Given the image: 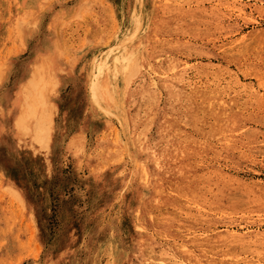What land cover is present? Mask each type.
I'll list each match as a JSON object with an SVG mask.
<instances>
[{
    "label": "rangeland",
    "instance_id": "rangeland-1",
    "mask_svg": "<svg viewBox=\"0 0 264 264\" xmlns=\"http://www.w3.org/2000/svg\"><path fill=\"white\" fill-rule=\"evenodd\" d=\"M0 264H264V0H0Z\"/></svg>",
    "mask_w": 264,
    "mask_h": 264
},
{
    "label": "bare ground",
    "instance_id": "bare-ground-1",
    "mask_svg": "<svg viewBox=\"0 0 264 264\" xmlns=\"http://www.w3.org/2000/svg\"><path fill=\"white\" fill-rule=\"evenodd\" d=\"M52 75L49 67L39 66L28 78L16 99L20 106V114L15 120V128L19 132L29 134L35 142L45 148L50 140L54 117V106L49 104L56 85ZM109 94L107 85L99 86L97 93L99 97Z\"/></svg>",
    "mask_w": 264,
    "mask_h": 264
}]
</instances>
